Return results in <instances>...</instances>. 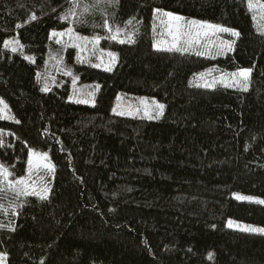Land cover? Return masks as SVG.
Masks as SVG:
<instances>
[{
    "label": "trees",
    "instance_id": "trees-1",
    "mask_svg": "<svg viewBox=\"0 0 264 264\" xmlns=\"http://www.w3.org/2000/svg\"><path fill=\"white\" fill-rule=\"evenodd\" d=\"M156 11L236 30L233 52L154 49ZM68 27L116 56L111 71L81 68L99 85L92 106L37 80L51 32ZM211 66L248 70V88L196 86ZM119 95L155 98L163 114L115 116ZM0 100V164L19 178L33 150L53 166L47 198H24L0 223L6 264H264L252 229L264 205L234 198L264 200V0H0Z\"/></svg>",
    "mask_w": 264,
    "mask_h": 264
},
{
    "label": "rangeland",
    "instance_id": "rangeland-1",
    "mask_svg": "<svg viewBox=\"0 0 264 264\" xmlns=\"http://www.w3.org/2000/svg\"><path fill=\"white\" fill-rule=\"evenodd\" d=\"M254 12L259 13L261 6L255 2L250 3ZM178 17L179 21L169 19ZM211 26V27H204ZM223 29L224 31H215ZM235 33L236 35H232ZM54 34V35H53ZM53 41L57 45L55 53L50 51L44 61L43 67L37 71V80L43 92L53 88L68 89V101L74 104L92 106L95 104L99 85L95 81H85L82 67H90L100 71H111L116 65L114 53L106 50L101 45L104 37H85L77 34L71 27L64 31H52ZM129 35L127 38H130ZM178 37V39H174ZM238 38V32L225 28L221 25L198 21L182 17L170 12L156 11L153 16V48L170 49L173 44L176 48L165 51H178L182 53H193L194 55L209 58L221 59L233 52V47ZM126 39V38H124ZM9 40L4 42L6 47ZM12 51L19 50L18 45L9 46ZM70 50L73 55L70 56ZM249 73L248 70H239L234 73H226L211 66L200 72L195 79L196 86L200 88L222 87L228 89L248 88V77L244 78L239 74ZM206 86V87H205ZM112 114L119 117L140 118L148 120L159 119L163 114V105L155 98L138 96L126 98L117 96L112 107ZM7 105L0 100V120L9 119ZM53 166L45 153H36L33 150L28 152L26 168L21 177L15 178L10 168L0 164V223L14 211L21 200L26 197H34L40 200L43 196L42 178L47 176ZM23 181V183H19ZM42 181L41 183H39ZM49 189L44 197L47 198ZM45 198V199H46ZM234 198L264 205V200L254 196L234 195ZM16 204V205H15ZM2 219V220H1ZM230 228L250 227L236 221H228ZM1 227V226H0ZM253 232L264 235V228H252ZM0 264H6V259L0 253Z\"/></svg>",
    "mask_w": 264,
    "mask_h": 264
},
{
    "label": "snow or ice",
    "instance_id": "snow-or-ice-1",
    "mask_svg": "<svg viewBox=\"0 0 264 264\" xmlns=\"http://www.w3.org/2000/svg\"><path fill=\"white\" fill-rule=\"evenodd\" d=\"M250 7H251V5H250ZM169 19H175V20L179 21L180 18H178V17H175V18L170 17ZM204 27H211V26H204ZM215 31L219 32V31H224V30H223V29H215ZM232 35H236V34H235V33H232ZM174 39H178V37H174ZM9 43H11V42H9ZM175 48H176V45L173 44L172 47H171L170 49H159V48H158L157 50H173V49H175ZM239 75L242 76V77H244V78H247V76L249 75V73H247V72H242V73H240ZM245 90H246V89H245ZM19 183H23V181H20ZM40 198H41V199H45L46 197L41 196ZM249 231H251V229H249Z\"/></svg>",
    "mask_w": 264,
    "mask_h": 264
}]
</instances>
